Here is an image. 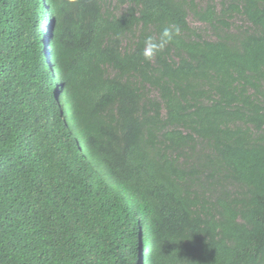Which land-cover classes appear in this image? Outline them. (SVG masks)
Listing matches in <instances>:
<instances>
[{
    "label": "trees",
    "instance_id": "trees-1",
    "mask_svg": "<svg viewBox=\"0 0 264 264\" xmlns=\"http://www.w3.org/2000/svg\"><path fill=\"white\" fill-rule=\"evenodd\" d=\"M50 3L0 0V264H264V0Z\"/></svg>",
    "mask_w": 264,
    "mask_h": 264
},
{
    "label": "clouds",
    "instance_id": "clouds-1",
    "mask_svg": "<svg viewBox=\"0 0 264 264\" xmlns=\"http://www.w3.org/2000/svg\"><path fill=\"white\" fill-rule=\"evenodd\" d=\"M42 2L48 7V12H49L48 14L50 16H52L53 8H52V4L50 3V0H42ZM49 62L52 64V61L50 59H49ZM58 77H60V76H57V79H58ZM57 98H58V103L60 104L62 117H63V119L65 121V117H64L65 116V112H66V106L64 104L65 97L61 98V97L58 96ZM63 126H65V128L67 127L66 121H65V123L63 122ZM71 143L72 142H69L70 145H71Z\"/></svg>",
    "mask_w": 264,
    "mask_h": 264
},
{
    "label": "rangeland",
    "instance_id": "rangeland-1",
    "mask_svg": "<svg viewBox=\"0 0 264 264\" xmlns=\"http://www.w3.org/2000/svg\"><path fill=\"white\" fill-rule=\"evenodd\" d=\"M195 1H198L202 5L203 4L202 2H204L205 0H195ZM188 20H189V23L191 25H200L199 27H201V28L205 27V26H203V24L198 23V21H196V18L193 17L191 14L188 15ZM234 20H235V23H237V25H240V23H242L241 19L238 17H236V19H234ZM233 26H234V24H233ZM205 28H207V27H205ZM207 33H209V32H207ZM52 58H53V54H52ZM52 64L54 67L55 61H53Z\"/></svg>",
    "mask_w": 264,
    "mask_h": 264
}]
</instances>
